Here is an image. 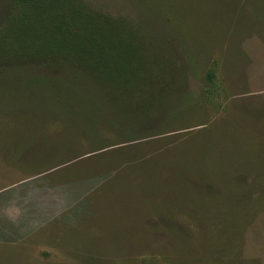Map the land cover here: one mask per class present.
I'll list each match as a JSON object with an SVG mask.
<instances>
[{
  "label": "rangeland",
  "instance_id": "obj_1",
  "mask_svg": "<svg viewBox=\"0 0 264 264\" xmlns=\"http://www.w3.org/2000/svg\"><path fill=\"white\" fill-rule=\"evenodd\" d=\"M82 3L147 91L4 65L0 264H264V0Z\"/></svg>",
  "mask_w": 264,
  "mask_h": 264
},
{
  "label": "trees",
  "instance_id": "obj_2",
  "mask_svg": "<svg viewBox=\"0 0 264 264\" xmlns=\"http://www.w3.org/2000/svg\"><path fill=\"white\" fill-rule=\"evenodd\" d=\"M96 18L84 10L82 0H4L0 72L6 64H18L72 73L102 90L108 84L114 96L146 92L149 73L134 27L125 20L98 23ZM61 79L45 85L72 83Z\"/></svg>",
  "mask_w": 264,
  "mask_h": 264
},
{
  "label": "crops",
  "instance_id": "obj_3",
  "mask_svg": "<svg viewBox=\"0 0 264 264\" xmlns=\"http://www.w3.org/2000/svg\"><path fill=\"white\" fill-rule=\"evenodd\" d=\"M82 233H83V232H82ZM82 233H81V234H82ZM51 234L53 235L54 233H51ZM83 237H84V234L82 235V238H79L78 240L81 241V242L84 241V238H83ZM69 239H71V240L73 241V239H72L71 237H69ZM69 239L64 238V239H63V243H64L65 241L69 240ZM72 241H71V242H72ZM67 243H68V242H67ZM67 243H65V244H67ZM24 259H30V260H31L32 258H31V255H27V254H26V255H24V257H23L22 260H24ZM33 260H34V259H33Z\"/></svg>",
  "mask_w": 264,
  "mask_h": 264
}]
</instances>
